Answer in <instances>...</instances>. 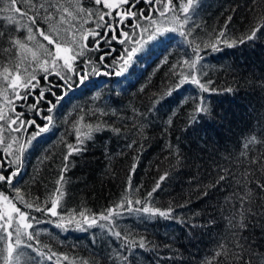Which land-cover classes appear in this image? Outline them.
I'll use <instances>...</instances> for the list:
<instances>
[{"label": "trees", "instance_id": "trees-1", "mask_svg": "<svg viewBox=\"0 0 264 264\" xmlns=\"http://www.w3.org/2000/svg\"><path fill=\"white\" fill-rule=\"evenodd\" d=\"M58 3L70 8L79 3L85 11L60 23L61 13L50 7ZM186 3L173 0L168 27L175 26L174 13L184 21L181 5ZM17 6L36 20L30 25L35 39L29 40L28 29L17 31L3 18L11 13L0 11V91L13 98L15 112L9 115L23 114L21 119L34 122L19 132L5 125V142L18 138L11 151L19 163L9 164L12 157L0 145V175L19 173L13 185L0 182V193L27 214L32 224L27 231L34 236L24 238L32 247L20 248L19 264H264V0H194L182 28L154 39L149 33L164 18L146 0H132L121 10L95 0H31ZM125 10L137 16H122ZM89 11L95 15L89 17ZM100 11H111L115 19L100 21ZM49 12L53 21L45 19ZM105 22L115 31L97 27ZM53 25L70 47L75 46L69 33L87 45L73 65L88 73L83 82L60 60L70 81L52 70L50 58L49 73L33 61L32 52L45 57L40 43L55 54L54 45L37 31L51 32ZM254 29L256 36L248 40ZM87 30L94 32L85 41L81 37ZM121 32L130 40L121 43ZM141 45L117 76L122 57ZM197 53L193 70L185 61ZM29 62L35 67V87L18 86L15 91L27 98L16 99L6 85L18 74L17 64L22 85L33 71ZM182 74L196 75L209 91L190 79L181 84ZM41 90L43 98L37 100ZM202 101L207 112L196 110ZM41 127L47 131L37 135ZM69 144L80 151L69 155ZM54 199L58 215L35 210L50 209ZM144 206L158 211L144 213ZM109 209L113 215L101 219Z\"/></svg>", "mask_w": 264, "mask_h": 264}, {"label": "snow or ice", "instance_id": "snow-or-ice-1", "mask_svg": "<svg viewBox=\"0 0 264 264\" xmlns=\"http://www.w3.org/2000/svg\"><path fill=\"white\" fill-rule=\"evenodd\" d=\"M69 2H70V0H69ZM146 2L149 3L150 5L156 4V5L162 6L159 10V16L164 18V20L159 21L160 26L156 29V31L154 33H152V32L149 33V39H154L155 36L158 34H163V33L172 32V31H178L179 28H182L183 23L187 22V14L189 13V8L192 6L194 0H187L186 4L181 5V11L185 14V18H184L183 22L180 21L179 17L176 16L175 13L173 14L172 21H171V23L173 25H175L173 27H168L165 23V21H167V19H168L167 13L169 11H172L171 4L173 3V0H167L166 3H165V0H146ZM19 3L30 4L31 0H0V4L5 5L3 8H0V11L11 13V15H7L3 18L6 19L9 24H16V26H17L16 30L17 31H19L20 28H27L28 33H29L28 39L34 40L35 35L33 33L32 27L30 25H34L36 23V20H35L34 16L28 15V13L26 11L19 8L17 6ZM95 3L97 5H100L101 3H103L104 8L111 10L113 8H118L124 4H128L131 7L132 0H95ZM41 7H43V5H41ZM50 7L54 8L56 10V12L61 13L62 18L59 21L60 23L66 22L65 17H72L73 19H75L76 15H78L79 13H83L85 11L79 5V3H76L75 5H73L72 8L65 6L63 4H59V3L58 4H51ZM74 12H75V14H74ZM17 13L19 14V18L16 15ZM88 15H89V17H91L95 14L92 13L91 11H89ZM140 15L143 16V13H141ZM105 16H109L112 19H115V17L112 15L111 11H109L107 13L102 12V11L99 12V20L100 21H104ZM122 16L136 17L137 14L135 12L125 10L122 13ZM22 18H26L28 23H23ZM143 18L149 20L150 24H156L157 23V21L151 17L144 16ZM45 19L48 21H53L54 16L51 12H49L46 15ZM83 23H87V20H84ZM97 27H105V28H109L112 31H115V28L112 25L108 24L107 22H105L104 24H97ZM37 31L40 32V35L43 36L44 40L48 41V44L54 45L55 54H53L51 49L45 48V46L42 43H40L38 46L40 49L44 50L45 57L44 58H38L36 53L32 52V59H33V61H35L36 66H38L43 72L49 73L48 64H49V58H50L52 70L55 71L58 75H60L61 79L65 80L67 82V81H70L72 77L67 75V74H63L61 71V66L57 63L58 60H63V68L67 69L68 73H73L74 75H80L81 82H83L85 79L88 78V73L86 71L83 73H80L73 66L75 59L78 56L83 54V49L87 47L86 44H82L80 39H78L75 34L69 33V35L72 36L71 45L75 46V47H70L69 41L67 40V38L65 36L61 35L59 28H57L55 25L52 26L51 32H46V31H43L40 29H37ZM144 31H147V29H144ZM257 31H258L257 29H254L251 32V34L247 36V39L248 40L254 39ZM93 32H94V30H87V32H85L81 38L86 41L88 38V34H91ZM180 34L182 36L185 35L184 32H181ZM95 35H99V33H95ZM219 35H220V37H223L225 34L223 32H221ZM120 36H123L124 40H120V37H118L116 35H113L112 39L113 40H120L121 43H124L125 40H130V34L127 32H121ZM135 43L140 44L141 42L135 41ZM218 43H220L219 39H217L216 42L214 44H212V47L215 49L216 44H218ZM224 43H228V41L224 40ZM241 43H243V40L241 41ZM13 44L18 45L19 48L25 49L26 51H31V49H27L26 45H24L19 40H13ZM233 44H235V41H233L232 43H229L228 46L232 47ZM141 50H142V45H141V47H132L130 50H128L126 52L125 57H122L123 65H121L119 67V71H117L115 74L117 76L121 75L126 70V66L132 62V59L135 56V54ZM69 53H71V55H69ZM26 60H27V57L26 56L23 57V61H26ZM103 60H104V57H101V61H103ZM198 62H199V53H197L196 59H193L191 61H185V63L188 64V66L193 70L196 69ZM19 67H20V64H17L15 66L14 70L18 74L16 75V77L14 79H11L10 83H7L6 87L13 89L16 99H26L27 97L25 95H22V94L16 92L15 90L18 86H22L25 89H27L30 85H32V81L36 80L35 67H33L31 62L28 63V67H33V71L24 79V82L22 85L20 84ZM3 71H4V73H8L9 68H4ZM25 71H27V68H25ZM92 71L95 72L96 69L93 68ZM4 79H5V81H8L9 77L4 76ZM185 79H190L192 83L199 84L202 91H205V92L209 91V89L207 88L206 85L199 83V80L197 79L196 75L183 76V74H182V79H181L180 83L182 84ZM32 86L35 87V85H32ZM0 97H3V99L5 101L4 104L0 105V145H4L3 151L8 156L12 157V159L8 160L9 164L19 163V159H20L19 156L16 154V152L11 151V149L13 148V144L18 143V138L16 136H10V140L12 142L6 143L5 138L3 136V132L6 129L10 130L11 132H19L22 130L24 125L31 124L34 122L21 119V116L23 114H16L14 116L9 115V113L15 112V109L13 107V98H12V96H8L5 91H0ZM42 98H43V90H41V96L38 97L37 100L42 99ZM196 110L198 112H207L208 108H207L206 104H204L202 101L200 106H198V108ZM48 111H52V108H49ZM46 119L49 122H51L52 117L49 116V117H46ZM5 125H6V129H5ZM45 131H47V128L41 127V128H39V132L37 133V135H39V133H43ZM35 138H36L35 136L32 137V139H35ZM68 147L70 150L69 155H71L72 151H80L79 148H73V146L71 144H69ZM19 150L23 151V145L19 146ZM65 159L67 160V156L65 157ZM134 167H135V165L133 166V168ZM18 174H19L18 171H13L8 176L0 175V182H7L9 185H13V179ZM164 178L165 177L162 176L160 178L161 181ZM62 179H63V177H61V180ZM58 183H59V181H58ZM157 187H159V185H157ZM261 187L264 188V185H261ZM155 190L156 189H153V191H155ZM57 191L60 192L59 189H57ZM17 194L19 196V190L18 189H17ZM60 194L62 195V192H60ZM148 195L150 197L152 195V193L150 192V193H148ZM21 199H23V198L21 197ZM0 200L5 202V207L2 210H0V233H2V235H0V245H2V246H0V258L3 259L4 264H19V257L22 255V253L20 252V248L22 246L23 247H29V248L32 247L31 244L25 243V239H24L25 237H26L27 241H32L34 239L33 234H31L30 232L27 231L28 229L32 228V224L31 223H25V221L28 219L27 214L22 212L18 207H16V205L13 203V201L11 199H9V197L5 196L3 193H0ZM58 203H59V201L57 199H54V200H52L50 209H48V208L42 209L41 207L36 206L35 210L36 211H45V212L50 211L53 216H56V215H58V212H57ZM135 203L140 204L141 201L137 200ZM128 204H129V208H131L132 201L129 200ZM25 206L27 208H30V209L34 207V205L32 203H27V202H25ZM142 211L144 213H150L151 212L153 215H155L158 210H154V209L149 208L148 206H144L142 208ZM13 213H15V216L13 215ZM83 215L84 214L81 213V216H83ZM112 215H113V211L111 209H109L107 216L102 215L100 218L101 219H108V217H110ZM159 215L166 216L167 213H165L163 211H159ZM92 223H95V220H93ZM58 226H60V225H58ZM241 226H243V225H241ZM116 235L119 236L120 233H116ZM140 247H144L143 241L140 242ZM221 247H223V246H221ZM33 251H36V249H33ZM217 255H219V253H217Z\"/></svg>", "mask_w": 264, "mask_h": 264}, {"label": "rangeland", "instance_id": "rangeland-1", "mask_svg": "<svg viewBox=\"0 0 264 264\" xmlns=\"http://www.w3.org/2000/svg\"><path fill=\"white\" fill-rule=\"evenodd\" d=\"M162 6L161 5H156V8H157V13H159V10H160V8H161ZM115 8H113V9H111V10H114ZM116 9H118V10H121L122 9V7H118V8H116ZM124 10V9H123ZM162 19H159L158 20V24H159V21H161ZM160 25V24H159ZM69 55H70V53H69ZM60 62L62 63V65H63V60H60ZM5 207V202L4 201H2V200H0V210H2L3 208ZM25 223H28V221L26 220L25 221Z\"/></svg>", "mask_w": 264, "mask_h": 264}]
</instances>
